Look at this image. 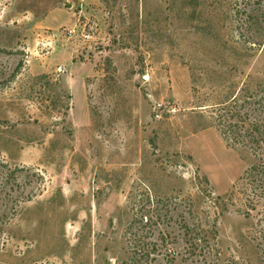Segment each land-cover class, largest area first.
<instances>
[{
    "label": "rangeland",
    "instance_id": "obj_1",
    "mask_svg": "<svg viewBox=\"0 0 264 264\" xmlns=\"http://www.w3.org/2000/svg\"><path fill=\"white\" fill-rule=\"evenodd\" d=\"M262 9L0 0V72L17 73L0 86V264H133L141 238L148 264H209L186 224L218 264H264L240 186L228 199L254 163L233 124L264 116Z\"/></svg>",
    "mask_w": 264,
    "mask_h": 264
},
{
    "label": "trees",
    "instance_id": "obj_2",
    "mask_svg": "<svg viewBox=\"0 0 264 264\" xmlns=\"http://www.w3.org/2000/svg\"><path fill=\"white\" fill-rule=\"evenodd\" d=\"M249 21V20H248ZM254 24H259L257 29L249 35V40L252 42L255 49H264V9L260 15L253 21ZM21 65L23 63H20ZM19 70V69H18ZM17 70V71H18ZM17 73H12L5 76L4 72H0V86L10 83ZM264 92V85L262 88ZM261 102V101H260ZM264 112V102L262 103ZM260 108H257L259 110ZM243 122V121H242ZM232 132L237 136L240 145L248 146L254 156V163L250 165L243 175L238 179V184L234 185L228 199L231 201L236 195V188L240 186L237 192H243L245 196L246 210L244 216L246 218L254 217L256 222L253 225L251 239L255 243L258 251L264 258V116L262 118L256 116L247 126L241 123L233 124ZM240 190V191H239ZM256 212V213H255ZM204 228L197 226L184 227V240L186 249L189 252V259L197 258V260H210L209 264H218L219 253L215 245L212 243L210 235ZM139 248L141 253L131 256L133 264H148L152 260H156V256H151V250L147 249L155 247V242L144 241L140 239ZM147 246V248H146ZM170 264H175L174 254L168 256Z\"/></svg>",
    "mask_w": 264,
    "mask_h": 264
}]
</instances>
